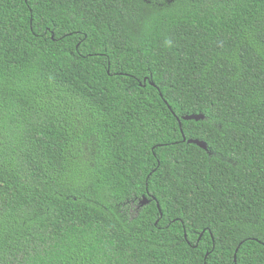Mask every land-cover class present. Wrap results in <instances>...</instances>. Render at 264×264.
<instances>
[{
    "label": "trees",
    "instance_id": "trees-1",
    "mask_svg": "<svg viewBox=\"0 0 264 264\" xmlns=\"http://www.w3.org/2000/svg\"><path fill=\"white\" fill-rule=\"evenodd\" d=\"M0 264H264V0H0Z\"/></svg>",
    "mask_w": 264,
    "mask_h": 264
},
{
    "label": "water",
    "instance_id": "water-1",
    "mask_svg": "<svg viewBox=\"0 0 264 264\" xmlns=\"http://www.w3.org/2000/svg\"><path fill=\"white\" fill-rule=\"evenodd\" d=\"M182 120L185 122H190V121L200 122V121H204L205 117L203 115H192V116L183 117ZM178 121L180 123V128L182 129V123H181L180 119H178ZM182 133H183V131H182ZM183 139H184V142H187V139L184 135H183ZM187 143L189 145H195L203 151H208V145L205 142H201L199 140H189ZM149 204H150V202L146 198H143V201L140 202L141 207H146ZM158 208L160 210L159 205H158Z\"/></svg>",
    "mask_w": 264,
    "mask_h": 264
}]
</instances>
